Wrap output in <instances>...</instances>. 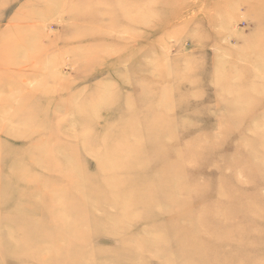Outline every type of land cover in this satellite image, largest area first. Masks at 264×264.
<instances>
[{
    "label": "rangeland",
    "instance_id": "obj_1",
    "mask_svg": "<svg viewBox=\"0 0 264 264\" xmlns=\"http://www.w3.org/2000/svg\"><path fill=\"white\" fill-rule=\"evenodd\" d=\"M249 2L0 0V184L9 196L0 201V264H227L246 253L264 264V179L254 168L264 159L255 158L264 136V14ZM146 126L156 128L142 160ZM99 155L129 159L137 175L102 174ZM49 157L55 170L40 163ZM88 177H126L129 192L45 202L58 196L50 183L67 189ZM135 184L145 187L132 206ZM245 191L262 234L219 237L213 249L205 232L231 226V205L243 215ZM122 211L128 218L118 219ZM82 214L87 235L66 236ZM23 236L41 251L20 249Z\"/></svg>",
    "mask_w": 264,
    "mask_h": 264
},
{
    "label": "bare ground",
    "instance_id": "obj_2",
    "mask_svg": "<svg viewBox=\"0 0 264 264\" xmlns=\"http://www.w3.org/2000/svg\"><path fill=\"white\" fill-rule=\"evenodd\" d=\"M249 5L252 8V10L255 11L256 13L261 12V13L264 14V0H252V2H249ZM262 10H263V12H262ZM23 80H25V79H23ZM155 128L156 127H154V126H146L145 127V130H144L145 137H143L144 138L143 141H147V140H149V141L145 142L146 150L139 148V151L141 153L136 152V153H138V155H136V157L137 156H140L142 158V160H145L147 157H149V155H150V148H151L149 144H153V140H151V138L154 136ZM129 129H131V128L130 127H126V129L123 131V135L126 132V130H129ZM161 130H162V128H161ZM133 135H136V134H133ZM261 137L262 138H261L260 143H259V147H261V148L259 150H257V152L255 153V158H258L260 156L264 157V136H261ZM139 143H141V142H139ZM137 144L138 143H134V145H137ZM244 154L249 159L250 153L249 152H247V153L245 152ZM125 156H128V155H125ZM115 157H116L115 158L116 160L112 159V157H109V156L103 157V155H99V157H98L99 162L97 164L98 171H101L103 169L108 170V171H102L101 172L102 174H106V172L109 173L111 170H113V173H115L116 176H117V173L118 172L115 169L117 167H121V168H123L126 171V174H127L126 177L128 175H131V174L137 175V172H135V168H136L135 165L134 164L129 165L132 161H130L128 159L126 162H123L122 159H120V158H122L121 156L119 157V155H118V156H115ZM263 162H264V159L258 165H256L254 167L256 171L260 172V174H261L260 179H264V164H263ZM40 163H42L43 166H45V164L47 166H49V164H50V166L54 170H55V168H57V164H58L57 162H55L53 160L52 157L42 159ZM37 165L39 166V161L37 163L34 162L32 166H35L36 169H37L38 168ZM106 168H110V170L109 169H106ZM16 169H17V171L19 173L26 174V173H24L26 171L23 169L22 166L21 167L20 166H17ZM34 173H36V171ZM36 176H38V175L36 174ZM36 176H35V179L37 178ZM60 176H62V175H60ZM125 178L123 180L119 181V182L117 181V183H111L110 181H107V180H105V182L102 183L101 181L98 182L96 179H91L90 177H88L87 178L88 180L86 181L85 184H82V183L81 184H78L74 180V178H72L71 179V187L70 188H67V189L66 188H59V187H57L56 186V182L54 181V182L50 183V190L51 191H53V190L56 191L57 194H58V196H57V198H55V197H48V198L45 199V202L46 203H49V204H54V202L57 199L60 200L61 198H62L63 201L64 200L67 201V204H70V205H74V204L79 203V202H83V203L86 204L87 201H88V199L91 200V201H94L96 203H99L101 201H106L108 198H112V197L115 198L116 195L119 196L123 192L124 193L126 191L129 192V190L127 189L128 187H126V185H127V183H126L127 178L126 179ZM30 180H32V179H30ZM151 181H152V179H151ZM28 182L31 183L32 181H28ZM33 182H36V181L34 180ZM40 182L42 183V181H40ZM41 183H39L40 185H42L41 188H43L45 185H47V184H41ZM6 184H0V201H2V202L3 201H7L8 198H9V196L6 193V191H8V189H6ZM37 186L38 187L37 188L35 187L36 188L35 190H33L34 188L32 189L33 192L36 191L40 187L39 185H37ZM144 187H145V185H141L140 186V185L135 184L134 187L132 188V193H133L132 194L133 195V198L131 199L132 206H134L135 204L141 202L143 196L142 197L139 196L137 194V191L143 190ZM44 188H46V186ZM46 189H47V191L49 190L48 186H47ZM149 190H151V189H149ZM30 191H31V189H30ZM37 191H39V190H37ZM51 191H49V192H51ZM33 192H32V194H33V197H34V195H35L34 193L35 192L34 193ZM20 193H22V192H20ZM74 193L77 194L78 198H76V197L73 196ZM32 194H30V195L32 196ZM24 195H26V194H24ZM24 195L21 196V198L19 199L20 201H24L25 202V198L28 199V195H26V197ZM41 195H39V196H41ZM243 197H244L243 198V201H242V203L244 204L243 215H242V212H241L242 209H239L238 210L235 206H232L231 205V211L232 212L230 214L232 215L231 218L233 220V223L231 224V226H229V224H228V226H229L228 227L227 226V222H223L224 224H226L227 227H226V229H221L218 232V234H217L218 236L215 235V234H212L211 232H205V233H208L207 235H211L210 242L213 241L212 242V246H211L213 249H216V250L221 249V243H220L221 240H220V238H224V237L226 238L228 236H231V234H235V235H238L239 234V235H242V234H245L246 233L245 235L246 236H249L250 235V231L248 229H251L252 231L253 230L258 231L259 234H262L261 231H259L260 229L258 230L257 228H255V225H259V223L258 222H254L252 224L250 222V218H249L248 211L249 212H252L253 208L250 205L251 204V202H250L251 200L249 198V192L245 191V194H244ZM34 199H35V197H34ZM29 201L31 202V200H29ZM36 201H38V199ZM148 201H150V200H148ZM152 201L155 202L154 200H152ZM23 203H21V204H23ZM115 203H116V205H119V207L121 206V202L116 201ZM33 204H35V203L33 202ZM18 205H19V202H18ZM91 205H93V204H91ZM35 206H36V204H35ZM147 206H149L151 209H153L154 208L153 207L154 206V203L150 202V203H148ZM19 208L23 209V207H21V206ZM32 208H33V206H32ZM0 209H2V208L0 207ZM34 209H37V208H34ZM126 209H123V210H126ZM235 209L238 210V213H236L234 211ZM28 213H29V211H28ZM133 213H135V212H132L131 211V214H133ZM120 215L121 216L118 217V219L121 218V217L122 218H128L127 217L128 214H126L124 216L123 211H122V213ZM131 216L132 215H130L129 217H131ZM132 218H134V217H132ZM73 219L76 222L77 226H75L74 228H71V229H66L64 227L63 229H64L65 235L67 236L70 233H74V234L80 233L81 235H84V236L87 235V231H88L87 229H84L83 230V229L79 228V225L81 223V220H85L86 219V215L85 214H82L81 216L77 215V216L73 217ZM257 219H260V217L257 216ZM3 220L4 219H1L0 220V234H1V232H3L2 229H1L2 228L1 225L3 224ZM229 220H230V216H229ZM240 220L242 221V223H244V222L247 221L246 224H244L245 226L243 225L240 228V230H238V229L232 230L233 227L237 223H240ZM23 229L24 228H22L21 230L24 232L25 230H23ZM10 231H9V234L10 233L13 234V230H10ZM22 231H20V233H22ZM18 232H19V230H18ZM128 232H129V230L127 231V233ZM251 234H253V233L251 232ZM254 234H257V232H254ZM13 235L14 236H17L16 233L13 234ZM216 236L218 238L220 237L219 240H217ZM246 236H244V238ZM254 237H256V236H254ZM19 238H20V241H21V243H19L20 244V246H19L20 249H22L23 246H28V245L31 244V246L29 248L34 249V251L35 252H38V253L41 251V247L39 246V244L31 243L29 241V237L28 236H23V237H19ZM17 240L18 239H15V242H16L15 247L17 246ZM13 243H14V241L12 242L11 247L15 248L14 246H12ZM2 244L5 246L4 241L2 242ZM242 246H243V244L242 243H239V247H242ZM165 247H168V246L165 245L164 248ZM243 249H244V247H243ZM22 250H24V249H22ZM44 250L46 251L47 254H49L48 251H47V249H44ZM55 250L56 251L58 250V245L55 246ZM167 251H169V247L165 249V252H167ZM213 259H214L213 264H220V262L217 259H215V258H213ZM8 261H10V260L8 259ZM186 261H187V263H185V264H193L192 261H189V260H186ZM245 262L248 263V264H261V262H257L255 260V258H253L248 253H246V255L245 254L244 255H234L233 258H230V260L227 262V264H243ZM8 263H10V262H8ZM6 264H7V261H6Z\"/></svg>",
    "mask_w": 264,
    "mask_h": 264
}]
</instances>
